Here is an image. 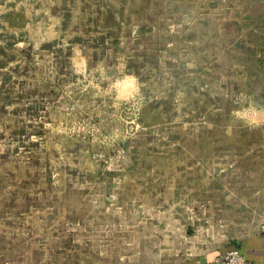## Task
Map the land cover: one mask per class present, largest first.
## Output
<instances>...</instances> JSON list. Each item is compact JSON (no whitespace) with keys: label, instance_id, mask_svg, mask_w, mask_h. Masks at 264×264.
Listing matches in <instances>:
<instances>
[{"label":"rangeland","instance_id":"374dc122","mask_svg":"<svg viewBox=\"0 0 264 264\" xmlns=\"http://www.w3.org/2000/svg\"><path fill=\"white\" fill-rule=\"evenodd\" d=\"M262 227L263 0H0V264H169Z\"/></svg>","mask_w":264,"mask_h":264},{"label":"crops","instance_id":"0c3cea01","mask_svg":"<svg viewBox=\"0 0 264 264\" xmlns=\"http://www.w3.org/2000/svg\"><path fill=\"white\" fill-rule=\"evenodd\" d=\"M229 247H235L242 253L248 264H264V228L231 239L223 246L210 248L169 264H207L214 255Z\"/></svg>","mask_w":264,"mask_h":264},{"label":"built area","instance_id":"2783aa9c","mask_svg":"<svg viewBox=\"0 0 264 264\" xmlns=\"http://www.w3.org/2000/svg\"><path fill=\"white\" fill-rule=\"evenodd\" d=\"M264 228V227H262ZM207 264H248L246 258L235 247H229L214 255Z\"/></svg>","mask_w":264,"mask_h":264}]
</instances>
